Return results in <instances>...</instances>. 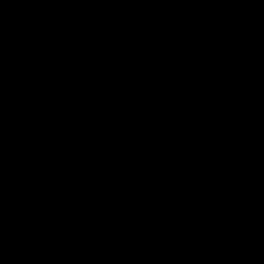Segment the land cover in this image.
Segmentation results:
<instances>
[{"label":"water","instance_id":"water-1","mask_svg":"<svg viewBox=\"0 0 264 264\" xmlns=\"http://www.w3.org/2000/svg\"><path fill=\"white\" fill-rule=\"evenodd\" d=\"M0 264H264V0H0Z\"/></svg>","mask_w":264,"mask_h":264}]
</instances>
